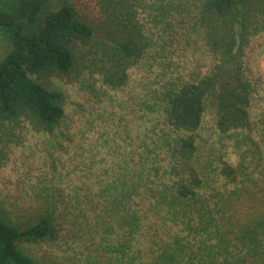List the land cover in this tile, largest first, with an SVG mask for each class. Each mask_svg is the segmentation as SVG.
Here are the masks:
<instances>
[{
  "label": "rangeland",
  "instance_id": "1",
  "mask_svg": "<svg viewBox=\"0 0 264 264\" xmlns=\"http://www.w3.org/2000/svg\"><path fill=\"white\" fill-rule=\"evenodd\" d=\"M77 1L90 9L98 2ZM177 1L117 4L127 3L123 11L151 37L123 87L104 85L86 68L70 81L31 75L62 94L63 117L49 132L23 118L0 126L1 204L19 221L45 212L55 227L52 239L25 245L38 264L44 257L48 264L125 263L112 251L120 234L116 207L139 181L142 164L159 172L169 167L175 141L184 134L168 125L162 90L204 73L213 59L188 31L189 8ZM169 2L175 6L164 15ZM5 46L0 36V54ZM244 65L251 84L247 125L220 133L207 106L194 136L207 172L201 195L209 207L205 215L196 211L195 235L208 239L218 264H243L264 253V32L250 38ZM130 199L138 202L139 194Z\"/></svg>",
  "mask_w": 264,
  "mask_h": 264
},
{
  "label": "trees",
  "instance_id": "2",
  "mask_svg": "<svg viewBox=\"0 0 264 264\" xmlns=\"http://www.w3.org/2000/svg\"><path fill=\"white\" fill-rule=\"evenodd\" d=\"M120 1L98 0L90 9L77 0H0V36L6 42L0 54V126L23 118L49 132L63 117L62 94L31 75L70 81L77 69L86 68L112 89L126 84L128 69L142 58L151 37L144 34V24L123 11L127 3L117 6ZM177 4L189 8L188 31L213 59L204 73L162 90L166 121L184 134L175 141L169 167L159 172L142 164L139 181L116 207L120 234L112 251L124 264H218L209 255L208 239L195 235L196 211L209 212L201 195L207 172L196 155L195 131L207 106L220 133L247 125L251 84L245 47L264 32V0ZM174 6L162 7L164 15ZM133 192L139 194L136 203L130 199ZM12 214L0 202V264H38L25 245L54 237L51 216L36 211L19 221ZM243 264H264V253Z\"/></svg>",
  "mask_w": 264,
  "mask_h": 264
}]
</instances>
